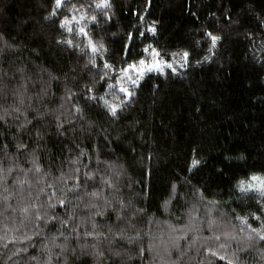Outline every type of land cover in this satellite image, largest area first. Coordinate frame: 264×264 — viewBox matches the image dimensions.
Segmentation results:
<instances>
[{
  "label": "trees",
  "instance_id": "16d2710c",
  "mask_svg": "<svg viewBox=\"0 0 264 264\" xmlns=\"http://www.w3.org/2000/svg\"><path fill=\"white\" fill-rule=\"evenodd\" d=\"M0 264H264V0H0Z\"/></svg>",
  "mask_w": 264,
  "mask_h": 264
},
{
  "label": "rangeland",
  "instance_id": "374dc122",
  "mask_svg": "<svg viewBox=\"0 0 264 264\" xmlns=\"http://www.w3.org/2000/svg\"><path fill=\"white\" fill-rule=\"evenodd\" d=\"M151 63L153 64V69H158L160 67L158 62L155 61H151ZM141 72L143 71V69L140 70Z\"/></svg>",
  "mask_w": 264,
  "mask_h": 264
}]
</instances>
